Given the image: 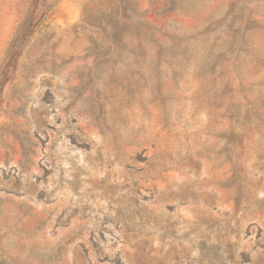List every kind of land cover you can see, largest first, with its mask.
<instances>
[{
	"label": "rangeland",
	"instance_id": "374dc122",
	"mask_svg": "<svg viewBox=\"0 0 264 264\" xmlns=\"http://www.w3.org/2000/svg\"><path fill=\"white\" fill-rule=\"evenodd\" d=\"M0 264H264V0H0Z\"/></svg>",
	"mask_w": 264,
	"mask_h": 264
},
{
	"label": "trees",
	"instance_id": "16d2710c",
	"mask_svg": "<svg viewBox=\"0 0 264 264\" xmlns=\"http://www.w3.org/2000/svg\"><path fill=\"white\" fill-rule=\"evenodd\" d=\"M32 27V22L31 21H28L27 22V29H30ZM18 42L17 41L15 44H14V47H13V54L9 56L8 58V62L7 64L3 67L2 69V72H4L6 69H8L9 67L12 66V64L15 62V54H16V51L15 49L18 48ZM237 134L236 133H231V137H235Z\"/></svg>",
	"mask_w": 264,
	"mask_h": 264
}]
</instances>
